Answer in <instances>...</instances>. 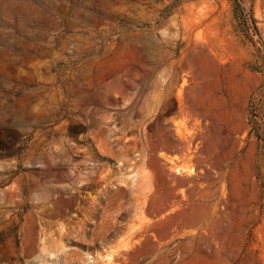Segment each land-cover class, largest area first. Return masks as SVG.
Segmentation results:
<instances>
[{"label": "rangeland", "instance_id": "374dc122", "mask_svg": "<svg viewBox=\"0 0 264 264\" xmlns=\"http://www.w3.org/2000/svg\"><path fill=\"white\" fill-rule=\"evenodd\" d=\"M234 7L0 0V264H264V52Z\"/></svg>", "mask_w": 264, "mask_h": 264}, {"label": "trees", "instance_id": "16d2710c", "mask_svg": "<svg viewBox=\"0 0 264 264\" xmlns=\"http://www.w3.org/2000/svg\"><path fill=\"white\" fill-rule=\"evenodd\" d=\"M235 2L234 15L238 21L239 26H243L242 19L247 20L252 30L258 36L259 44L262 46L264 52V42L261 40L257 29L255 27V20L253 18L251 10L245 12V10ZM246 38L248 36H245ZM260 75L262 77L261 84L257 89L250 95L247 106H246V120L249 128L248 134L255 138L257 146L260 148L264 145V58L261 65L258 67Z\"/></svg>", "mask_w": 264, "mask_h": 264}]
</instances>
